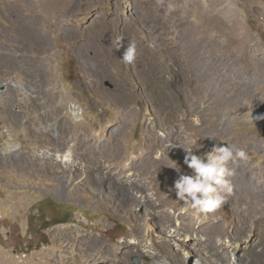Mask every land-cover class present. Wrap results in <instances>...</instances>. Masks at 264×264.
<instances>
[{"label":"rangeland","instance_id":"1","mask_svg":"<svg viewBox=\"0 0 264 264\" xmlns=\"http://www.w3.org/2000/svg\"><path fill=\"white\" fill-rule=\"evenodd\" d=\"M4 10L10 24L0 16V29L13 38L0 43V264H177L180 248L156 224L157 215L169 223L166 210L185 212L181 200L162 198L166 179L140 180L144 202L126 183L136 174L97 154L84 162L74 148L88 133L115 136L127 158L159 143L167 151L158 147L157 157L190 173L185 150L237 143L258 166L264 136L252 116L264 115V0H0ZM130 42L132 64L122 60ZM4 62L26 75H9ZM66 155L75 170L63 166ZM106 177L114 184L103 185ZM120 183L129 197L116 193ZM216 212L221 228L233 224L230 202ZM261 217L246 215L221 243L230 253L252 247L264 264Z\"/></svg>","mask_w":264,"mask_h":264},{"label":"bare ground","instance_id":"2","mask_svg":"<svg viewBox=\"0 0 264 264\" xmlns=\"http://www.w3.org/2000/svg\"><path fill=\"white\" fill-rule=\"evenodd\" d=\"M235 39L238 38L235 37ZM203 135L206 136L205 132H203ZM87 136L89 138V142L87 144L82 143L81 147L74 148L78 157L83 158L84 162H88L93 165L92 161H95L97 159V157H95L96 154L98 155L99 159H104L105 161L115 159V165L121 168V173L123 175L131 178L132 176L135 178V174L138 176L137 178L139 179H129L126 180V183L130 184V193L134 192L135 194H141V199L144 202H147V198L145 196L143 197V194H145V186L140 183L141 179L150 184L157 185L164 177L166 179L165 183L167 189L166 191H161L162 198L165 201H170L173 198H177L175 192L171 191L170 189L173 187L174 181L178 178L179 175V173L174 168L179 167L181 172V167L178 165V163H174V165L167 164L166 161L156 156L158 147H161L163 150V146L161 144H141L137 148V151L140 152L135 153L136 155L134 154L135 156L131 158H127L123 155L117 154V152H119L120 150L117 145L118 139H116L115 136L104 135V137L102 138L98 134L91 135L89 133L87 134ZM105 142L109 143L110 149L105 146ZM231 144L239 147V144L237 143ZM67 145L68 143L64 142L60 145V148H65ZM192 146L193 144H191L190 146L188 145V147L191 148ZM164 150L167 151V149ZM105 151H110V154H106ZM63 164V166L68 170H75V165L73 164L70 155H66V159L63 161ZM229 167L235 170V175L230 178L232 184L234 185V191L230 196L227 197V201L231 203L234 211L232 225L221 228V220L218 217L216 211L207 214H200L190 211L180 213L176 216L175 213L166 210L167 212H165V215L167 222H169L167 223V225L165 224V222H163V219L161 218L162 216L157 215L156 224L158 226H156L158 227V230L160 228L161 230L159 231L168 236L170 242L175 243L176 246L180 248V252L184 256L183 258H185L186 260H190L194 255V264H259V262H261L255 257V255L252 256V247L248 248V251H246L245 249L243 250L241 248V245L238 244L230 253V243H226V241L218 243L217 237H221L223 239L224 237H229V235H234L233 233H236V231H240V222L243 219L245 220L246 215L249 216V218H256L261 216L264 217V160L256 167H251L247 160H237L236 162L231 163ZM83 169L87 173L88 171H90V169L87 168ZM106 179L107 177L105 178V180ZM108 181H102L103 185H105L106 182L110 184L113 180L108 179ZM114 182L115 181H113V184ZM117 186L119 189L116 191V193L122 192L124 197L126 195L128 197L130 196V193L123 192L121 190L125 188L123 184L121 185L120 183ZM132 202L134 203L135 199H133ZM152 208H154L153 205ZM147 212L148 215H156L152 209L147 208ZM175 220L180 221L178 226L176 224V228L173 226ZM247 221L248 220H246V222ZM242 226L244 227V225ZM192 233H195L194 239H192L191 237V235H193ZM182 237L184 239H182L183 242L180 241ZM177 239L180 241V243ZM229 242H231V240ZM201 251L203 252L202 254ZM233 258L234 262L232 263ZM182 259L177 258L176 263L185 264V262L183 261L184 259ZM189 264L192 263L190 262Z\"/></svg>","mask_w":264,"mask_h":264},{"label":"clouds","instance_id":"3","mask_svg":"<svg viewBox=\"0 0 264 264\" xmlns=\"http://www.w3.org/2000/svg\"><path fill=\"white\" fill-rule=\"evenodd\" d=\"M158 6L163 7L165 0H155ZM168 10H172V5H168ZM121 38H117L116 49L120 47ZM137 58V47L135 42L127 44L122 60L132 64ZM82 118V117H79ZM254 119H264V116L253 117ZM195 149H198L195 148ZM194 150H185L184 164L190 169V173H179L175 179L173 188L177 199L184 204L185 212H195L200 214L212 213L219 210L227 201V197L234 191L231 177L235 175V170L229 165L237 160L246 161L247 151L242 147L232 144L221 146L214 145L210 151L195 154ZM126 238H118V244H124ZM128 243H137L134 237L127 238ZM217 242L221 240L217 237Z\"/></svg>","mask_w":264,"mask_h":264},{"label":"flooded vegetation","instance_id":"4","mask_svg":"<svg viewBox=\"0 0 264 264\" xmlns=\"http://www.w3.org/2000/svg\"><path fill=\"white\" fill-rule=\"evenodd\" d=\"M2 8H5V7H2ZM5 9H7V8H5ZM9 14V12H8V10H4V11H1L0 12V16H1V18H3V20L4 21H6V22H9L7 19H9V18H7V15ZM11 19H13L12 21L13 22H16L17 23V26L20 28L21 26V28H23L24 27V24H23V22H21V20H20V18L18 17V16H16V17H10ZM15 20V21H14ZM7 24H10V22L9 23H7ZM6 26H8V25H6ZM13 26H16V24H14ZM21 32H23V31H21ZM12 35H10L8 32H7V30L6 29H4V28H2V29H0V43H2V44H4V45H12L11 43H12ZM0 49H2V48H0ZM0 51H2V50H0ZM0 55H4V53L3 52H0ZM7 58H5L4 57V59L3 60H6ZM19 61H21V60H19ZM6 62H7V60H6ZM6 62H4L3 63V66H10V68H9V71H10V73H9V75H11V76H16V75H18L19 74V76H25L26 74H24V69L22 68L21 69V67H19L18 66V62L15 64V66L14 65H12L11 64V62L9 63H6ZM8 69V68H7ZM12 70V71H11ZM6 71H8V70H6ZM8 73V72H7ZM10 76V77H11Z\"/></svg>","mask_w":264,"mask_h":264},{"label":"water","instance_id":"5","mask_svg":"<svg viewBox=\"0 0 264 264\" xmlns=\"http://www.w3.org/2000/svg\"><path fill=\"white\" fill-rule=\"evenodd\" d=\"M263 109H264V108H263ZM261 111H262V110H261ZM258 116H262V115L260 114V110H256V111H254V112H253V117L255 118V117H258ZM263 116H264V115H263ZM253 121H254L255 123L261 125L262 133H263V136H264V119H254ZM136 262H137V260H136Z\"/></svg>","mask_w":264,"mask_h":264},{"label":"trees","instance_id":"6","mask_svg":"<svg viewBox=\"0 0 264 264\" xmlns=\"http://www.w3.org/2000/svg\"><path fill=\"white\" fill-rule=\"evenodd\" d=\"M65 220H59V221H55V222H53V224L52 225H55V224H58V223H60V222H64ZM66 222V221H65Z\"/></svg>","mask_w":264,"mask_h":264}]
</instances>
